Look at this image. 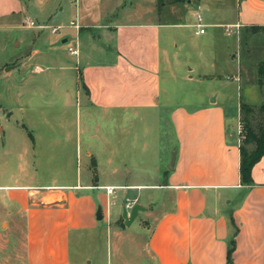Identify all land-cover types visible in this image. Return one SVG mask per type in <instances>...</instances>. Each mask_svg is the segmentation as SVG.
Returning <instances> with one entry per match:
<instances>
[{
  "label": "crops",
  "instance_id": "crops-1",
  "mask_svg": "<svg viewBox=\"0 0 264 264\" xmlns=\"http://www.w3.org/2000/svg\"><path fill=\"white\" fill-rule=\"evenodd\" d=\"M224 1L170 0L163 10L167 5L158 9L156 0H68L69 29L61 43L71 35L75 41L66 49L48 44L40 56L34 44L47 28L36 26L27 41L15 35V46L23 40L30 51L4 61L6 77L34 56L51 60L45 69L59 70L65 82L66 72H75L71 106L60 99L58 122L35 127L22 112L12 124L26 139L22 132L14 138L0 122V264H226L231 239L233 264H264V154L252 167L251 183L242 184L240 103L229 110L225 99L240 92L241 67L230 73L237 51L211 47L216 29L226 24L264 31V0H242L246 18L240 0H233L237 13L225 23L217 18ZM56 3L0 0V33L34 27L28 20L47 25L36 24L30 13L41 20L62 17L66 7ZM196 13L202 34L196 33ZM19 76L23 81L28 73ZM68 92L65 87L62 97ZM163 118L175 144L162 140ZM66 119L69 138L48 131L56 127L67 135ZM127 201L142 206L130 222L138 219L145 228L142 241V231L134 238L126 230ZM124 239L133 240L124 257L129 263L116 254Z\"/></svg>",
  "mask_w": 264,
  "mask_h": 264
},
{
  "label": "rangeland",
  "instance_id": "rangeland-1",
  "mask_svg": "<svg viewBox=\"0 0 264 264\" xmlns=\"http://www.w3.org/2000/svg\"><path fill=\"white\" fill-rule=\"evenodd\" d=\"M58 0H50V4L53 7L57 6ZM61 5H64L66 8L64 9V12L61 15L58 16L55 15L54 18L51 19H44L41 20V18H35L33 17L32 13H30V16L32 20L36 22V24L44 22L49 26H56L58 23H61V27L58 30L56 34L50 33V28L44 29L42 39L36 40L34 47H40L41 51H43V47L45 48L48 44H55L59 47H62L64 49L67 48L68 45H72L74 43V38L71 35L69 37V40L65 42L64 44L61 43V36L66 32L69 28H67L66 25H68V18L70 17L67 3L68 0H60ZM156 0V6L159 9L164 3L167 6H162V9L168 8V1L170 0ZM67 2V3H66ZM128 4V3H127ZM233 0H225L224 5L222 6V11L220 13L219 21L222 22H228L234 20V13L236 10L232 7ZM240 9L242 10V13H245V18L247 17V10L242 0H240ZM129 5V4H128ZM230 5V6H229ZM229 6L228 8H226ZM71 13L73 12V6H71ZM29 8L32 10L34 8L33 4L29 3ZM30 10V11H31ZM57 13V10H54ZM230 11V12H229ZM51 16V15H50ZM53 17V16H52ZM248 17H251L248 16ZM244 18V17H243ZM230 19V20H229ZM71 26V25H70ZM36 26L31 27L28 30L19 28L17 30H9L4 31L0 33V42H2L3 48L0 49V122L4 124H8L6 129H12V134L15 136L14 138L20 139L22 136V133H24L25 139L29 135L27 133L23 132L20 127H17L15 123L12 124L17 119H21L20 116L23 112V119L24 122L32 123L35 127H38L43 122L45 123H51L55 124L59 121V116L61 115L57 108L60 106V99L65 101V105H69V99H70V89L71 86H73V76L74 72L67 71L66 75V82L64 81V77L62 74H59V70H50L48 68L45 69V63H52L51 60H48V62L39 59L38 56H34L33 58L27 59L26 63H30L27 66H23L21 68L16 67L13 69V71L10 73L8 77L5 75V69L9 66L7 64L8 61L4 62L7 58H10V56L18 55L19 53H27L30 51V48H26L25 44H22L21 46L16 47L15 41L12 40L17 36H21L22 38H25L27 41L29 37H31L32 32L37 29ZM72 31V29H70ZM235 34L227 35L225 30L223 28H217V36L214 38L212 43V49H218L220 53L223 54L225 50V46H228V52L230 54H235V51H237L236 56L234 57L235 60V68H231V71H235L236 65H240L241 67V90L240 92H236L234 94H228L226 93L225 99L228 101V104H230V109L232 110L236 107L238 103L240 105H248L254 110V114L252 115V123L255 124L259 121V116L257 115L260 113L259 107L260 105L264 104V72L262 74H258L257 70L259 67H262L264 71V31H250L249 28L245 29L244 27L241 28V31L235 30L233 28ZM238 34V35H236ZM237 45V48H236ZM234 46L237 50H234ZM42 47V48H41ZM40 51V52H41ZM206 55H208V49L206 48ZM216 51V50H215ZM66 52V51H65ZM46 51H43L40 56L46 55ZM220 54V55H222ZM69 56V55H68ZM221 57V56H220ZM29 60V61H28ZM74 60V58H72ZM223 60V57L219 59L221 62ZM219 61V64H221ZM17 62H14L15 64ZM34 63H37L38 66L42 67L44 70L42 72H39V68L37 66H32ZM237 65V66H238ZM31 67H33L35 70L31 71ZM228 69V67L224 68ZM38 72V73H36ZM28 73V76L26 80L21 81V77L19 74ZM60 76L61 80H60ZM223 79V78H221ZM62 81V83H61ZM64 81V82H63ZM61 83V87H58V85ZM63 85V86H62ZM67 87L69 92L67 93L66 97H62V93L64 91V88ZM63 89V90H62ZM62 90V91H61ZM58 91H61V96ZM10 111H13V114L10 115L6 119V115L10 113ZM44 112V113H43ZM231 117V116H230ZM67 126L64 131H67V135L64 134L63 130L59 128H51V133H53L56 137H66L69 138L70 136V130L71 127L69 125V119H66ZM234 121V118L230 119V123ZM35 123V124H34ZM238 125V123H237ZM162 126L163 130L166 132L164 136H162V140L172 145L175 144V137L173 135L172 129L170 127V124L168 123V120L165 118L162 119ZM19 130V131H18ZM45 129H38L37 132H40ZM47 131V130H46ZM22 132V133H21ZM244 134V132H243ZM244 137V136H243ZM242 137V138H243ZM241 138V140H242ZM241 140H239L241 142ZM30 143V142H29ZM249 144V143H248ZM247 144V148L251 149L249 145ZM17 147H20L17 146ZM30 149V147H29ZM4 154V153H3ZM64 156L66 158L70 157L71 150L67 149L64 151ZM2 156V155H1ZM2 159L4 157L2 156ZM118 207L117 205H111L112 210H116ZM120 207V205H119ZM151 222L152 219H149ZM113 226V224L109 225ZM145 229V228H144ZM143 226L140 228L138 219L131 223L126 224V230L128 232H132L135 238L136 235H138L141 231L142 234L139 237V241H142L145 237ZM132 237H130L131 239ZM115 236L113 234L110 235V240L113 241ZM127 239H124V242L121 240L119 247L117 250L119 257L124 261V257H127L126 252H128L129 244L133 242V240L129 241V243L126 242ZM2 243L4 241H1ZM113 245V242H111ZM114 251V250H113ZM114 254V253H112ZM124 255V256H123ZM113 260L116 259L115 254L112 256ZM126 263H129L132 261V259H126Z\"/></svg>",
  "mask_w": 264,
  "mask_h": 264
},
{
  "label": "trees",
  "instance_id": "trees-1",
  "mask_svg": "<svg viewBox=\"0 0 264 264\" xmlns=\"http://www.w3.org/2000/svg\"><path fill=\"white\" fill-rule=\"evenodd\" d=\"M162 1L160 0V3ZM259 121L252 123V115L255 113L253 108L248 105H240V121L243 123L244 134L239 144L240 162L239 173L242 184H250L252 181L251 171L253 165L259 161L264 154V104L259 107ZM253 143V148L248 149L247 144ZM235 241H229V247L226 254V264L232 263V253L234 251Z\"/></svg>",
  "mask_w": 264,
  "mask_h": 264
},
{
  "label": "built area",
  "instance_id": "built-area-1",
  "mask_svg": "<svg viewBox=\"0 0 264 264\" xmlns=\"http://www.w3.org/2000/svg\"><path fill=\"white\" fill-rule=\"evenodd\" d=\"M196 19H197V23H196V27H197V30H196V33L197 34H202L205 32V28H204V25L201 23L202 21V16L200 13H196ZM27 26H37L38 28H50L51 32L55 33L57 32L59 29H60V26H49V25H45V24H39V25H35L33 21L31 20H28L26 21L25 23ZM70 25L73 26L76 24L74 22H70ZM224 27V30L227 34H231L233 33V28H238L239 27V24H233V25H230V24H226L223 26ZM68 51L70 54L72 55H76L78 53V50L77 48L75 47H69L68 48ZM237 129H238V135H239V140H241V138L243 137V132H244V128H243V123L240 121V118H239V121H238V125H237ZM107 189V193L108 194H111L114 190L113 187H106ZM132 203L131 201H127L125 206L127 208H130L132 206Z\"/></svg>",
  "mask_w": 264,
  "mask_h": 264
},
{
  "label": "water",
  "instance_id": "water-1",
  "mask_svg": "<svg viewBox=\"0 0 264 264\" xmlns=\"http://www.w3.org/2000/svg\"><path fill=\"white\" fill-rule=\"evenodd\" d=\"M174 159H175V154L173 153L171 156V160H170V166L168 168L172 169L173 167V163H174ZM130 209V210H129ZM129 209L125 208L122 212V217L124 219V224H130V222H132V220L135 218L137 212L142 209V206H140L139 204H134L133 206H131ZM98 219H101V210L100 208L97 209V214H96Z\"/></svg>",
  "mask_w": 264,
  "mask_h": 264
}]
</instances>
